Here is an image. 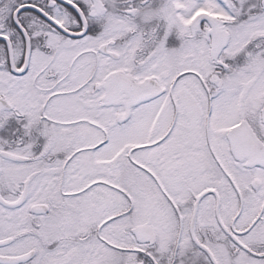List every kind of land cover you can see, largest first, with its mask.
I'll use <instances>...</instances> for the list:
<instances>
[{
	"label": "snow or ice",
	"instance_id": "1",
	"mask_svg": "<svg viewBox=\"0 0 264 264\" xmlns=\"http://www.w3.org/2000/svg\"><path fill=\"white\" fill-rule=\"evenodd\" d=\"M0 264H264V0H0Z\"/></svg>",
	"mask_w": 264,
	"mask_h": 264
}]
</instances>
